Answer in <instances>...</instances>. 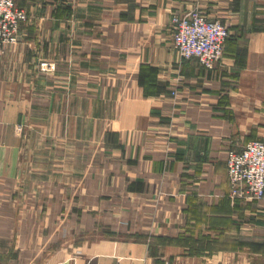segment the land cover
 <instances>
[{
    "label": "crops",
    "instance_id": "0c3cea01",
    "mask_svg": "<svg viewBox=\"0 0 264 264\" xmlns=\"http://www.w3.org/2000/svg\"><path fill=\"white\" fill-rule=\"evenodd\" d=\"M15 1L29 21L0 57V264H264V200L233 199L227 168L264 139V0ZM196 9L231 32L213 70L173 44ZM26 113L46 149L62 141L45 163L60 178L34 169L30 190ZM43 176L60 192L33 189Z\"/></svg>",
    "mask_w": 264,
    "mask_h": 264
},
{
    "label": "built area",
    "instance_id": "2783aa9c",
    "mask_svg": "<svg viewBox=\"0 0 264 264\" xmlns=\"http://www.w3.org/2000/svg\"><path fill=\"white\" fill-rule=\"evenodd\" d=\"M29 15L15 0H0V55L8 45L19 43ZM174 47L185 59H197L203 67L215 69L223 60L230 37L228 27L196 9L173 17ZM48 66V64H47ZM230 196L245 202L264 200V139L230 149L227 155Z\"/></svg>",
    "mask_w": 264,
    "mask_h": 264
},
{
    "label": "rangeland",
    "instance_id": "374dc122",
    "mask_svg": "<svg viewBox=\"0 0 264 264\" xmlns=\"http://www.w3.org/2000/svg\"><path fill=\"white\" fill-rule=\"evenodd\" d=\"M19 41H20V39H19ZM3 54H1L0 57H2ZM47 64H49L48 67H47ZM52 64H53V67L51 66ZM40 71H42L44 73L48 72V73H54L55 74L59 70H58L57 64L55 62L52 63V62H48V61H43L40 64ZM70 105L72 106V103ZM44 127H45V121L44 120L40 121V120L34 119L33 117H31L30 113H26V116L24 117V119L15 125V131H16L17 135L19 137H21V141L23 144V151H22L21 157H23L25 159L24 162L26 164V166L23 167L22 179L20 178V181L18 182V184H19L18 189H26V190L31 189L30 188L31 182L26 180V174H30V173L33 174L32 170H34V169H35L34 174L46 175V174L51 173L52 168H53L54 173L55 174L58 173L57 178H60V173H59L60 169H61L60 166L58 165V166L47 168L45 163H46V159L51 158V156L57 157V158H59L61 156L62 141L59 140L56 136H54V137L50 138V140H52V142H54V144H56V142H58V144H57L58 148L55 149V147H54L53 150L46 149L45 144H42L44 142H47V138L44 135L43 129H42ZM3 137L4 136L0 134V145L2 144ZM94 143L99 144L98 148L100 147V143L92 142L91 144H94ZM87 152H88V150H87ZM28 164H30V165H28ZM46 177L47 176H43L39 179L35 177V179L38 180L39 182L34 183L33 189L40 190V191L42 190L43 193L45 191H49V190L60 192V190L62 188V182H60V180L54 181V182H46L45 181ZM57 178H55V179L57 180ZM20 200L22 201L23 199H20ZM31 200L32 201H29L26 199L24 201V203L28 204L29 202H31V203L38 205L39 202H45L46 198L44 195H42L41 198H35V199H31ZM54 201H55V203L61 202L60 195H58V197H55ZM75 201H77V199H71V202H75ZM22 204H23V202H22ZM48 204H49V202H48ZM93 204H95L94 199H92V198L88 199L85 202V208L89 209L90 206H92ZM59 205H61V204L59 203ZM87 216L88 215H85L84 223H87V224L92 223L93 224L94 221ZM92 218L96 221H98V219H99V221H101V223L105 222L108 224V223L113 222L110 215H103L101 218H96L95 216H92ZM84 232H85V234H87V233L93 232V231L84 230ZM104 232H106V231H104ZM38 233H39V236H44L47 233V231L39 229ZM75 233H76V230L71 229L69 237L75 235ZM67 234H68V232L66 231L65 237L67 236ZM69 239H67V240H69ZM34 241L40 242L39 237L37 239L34 238ZM29 243H31V238L29 240ZM40 246L41 245L38 246V252H40L41 249L42 250L44 249V246H43V248H41Z\"/></svg>",
    "mask_w": 264,
    "mask_h": 264
},
{
    "label": "trees",
    "instance_id": "16d2710c",
    "mask_svg": "<svg viewBox=\"0 0 264 264\" xmlns=\"http://www.w3.org/2000/svg\"><path fill=\"white\" fill-rule=\"evenodd\" d=\"M230 37H231V34H230ZM230 37H229V38H230ZM229 38H228V39H229ZM228 39H227V40H228Z\"/></svg>",
    "mask_w": 264,
    "mask_h": 264
}]
</instances>
